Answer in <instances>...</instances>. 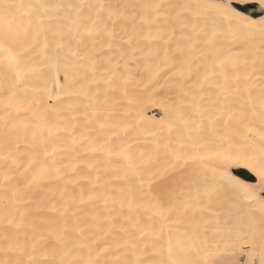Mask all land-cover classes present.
I'll list each match as a JSON object with an SVG mask.
<instances>
[{
  "label": "bare ground",
  "instance_id": "6f19581e",
  "mask_svg": "<svg viewBox=\"0 0 264 264\" xmlns=\"http://www.w3.org/2000/svg\"><path fill=\"white\" fill-rule=\"evenodd\" d=\"M72 3L88 4L99 3L104 0H0V44H2L5 33H8L15 42V50L19 54L20 62L25 67L29 87L18 93V98L12 108H6L7 97L11 95L6 91L8 83L6 75L10 72L3 65V57L0 56V154H3V137L10 136L13 141L19 138L21 151L28 147V142L33 140L32 130L25 133L22 129L13 131V125H19L22 121L32 115L38 107L36 101H42L41 108L47 106V118L50 122L64 127L71 128V124L77 125V140L79 132L84 124L83 113L85 111L84 93H95L99 87L101 95L99 99L104 100L105 85L92 83V73L90 67H73L71 62L66 61L67 50L61 53L59 59V70L55 63L45 59L43 56L44 36L37 38L35 26L29 27V17L27 8H18L19 5H29L36 3ZM120 3L137 4L158 2V0H118ZM171 3H195L196 0H164ZM205 3H215L217 0H203ZM225 5H230L232 11L238 16L247 20L256 22L257 26L251 29H245L247 36H237L235 40L231 36L218 37V46L225 49L224 56L237 57L241 73L245 70L243 60L247 58L249 64L247 71L251 73L248 81L252 86L254 96H259L262 86L259 56L261 53V40L264 34L261 33L258 25L264 20V2L262 0H223ZM255 4L261 15L255 16L252 12L239 10L235 5ZM131 12V10H129ZM207 22L200 19L197 23V36L191 31V25L185 29V34L192 36L193 40L200 42L195 45V50L186 53L190 60L188 63L180 64L177 57V63L170 68L164 67L160 61L150 55L148 42L140 41V48L143 51H137V60L132 61L130 67L132 75L127 85L119 84L117 91H109L107 94V106L115 108L118 113L131 112L139 121L136 129L129 134V140L133 143V151L136 154L144 153L145 161L144 175L150 179L153 193L174 191L180 212L174 213L172 220L177 223L171 225L176 235L188 239V242L195 243L200 249V255L210 260L217 261H236L238 264H253L254 260L262 264L264 257V204L260 201H249L243 196L238 195L230 189L227 180L238 181L243 185L259 187V177L256 171L250 166L256 164L264 151V141L258 136H250L243 139L235 134L238 125L229 121L225 126L223 120L213 122L209 119L208 113L218 114L219 104L214 102L224 100L220 96V86L224 84V79L218 73L210 75L205 81L203 74L205 72V60L201 56V50L205 49L203 44L204 31L210 33L212 30V16L216 13H208ZM222 18L217 16V23ZM139 21V15L136 17ZM123 23V22H120ZM133 21H127L128 33L124 35H133L131 26ZM227 21L223 25L227 27ZM111 26V25H109ZM118 24V30H119ZM147 34V28L144 29ZM123 35V34H122ZM180 35L177 28V36ZM91 45V41L85 38ZM49 41L51 36L49 35ZM135 46L136 41L134 39ZM75 47V46H74ZM40 53V55H37ZM83 53V49H81ZM221 56L220 59H223ZM256 59L255 71H252L251 61ZM161 71L157 75V65ZM33 65H35L33 69ZM146 66L148 70H146ZM189 67L191 76L189 77ZM28 69H33L28 71ZM226 70L230 75H235V69L231 64L226 65ZM65 71L68 72L72 84V92L77 95L65 97L57 96L56 91H52L51 99L48 98L46 91L56 88V80L63 84ZM121 68V72H123ZM219 72V70H218ZM183 73V74H181ZM99 73H97V78ZM125 91L127 94H125ZM195 95L202 109L207 111L203 117L201 126V116L197 115L195 108L191 107L193 96ZM246 96V93H245ZM202 97V98H201ZM234 96H228L225 102H231ZM243 100H241V103ZM236 105H233L235 107ZM19 109L17 113L15 109ZM30 111L25 112V109ZM180 112L184 113L187 120V127L191 129L190 137L202 148L193 149L191 145L185 144L181 149L180 144L175 141L182 139L177 127L173 123L177 121ZM19 116V120L15 117ZM75 117V120H73ZM180 128L184 127L183 121L179 122ZM256 127H259L257 124ZM171 128V132L169 129ZM47 132H45V136ZM66 133L61 131L60 136L66 137ZM189 133L185 132V136ZM160 140H171L172 148L175 151H165L161 149L159 154H155L152 149L154 142ZM69 151L65 156L77 163L75 157L77 153L70 151L72 144L70 139L64 145ZM79 152H84V148L76 146ZM179 155L181 158L177 159ZM26 161V158H25ZM96 165L97 170H93L91 175H87V165ZM249 165V166H246ZM3 162H0V172H3ZM244 174V178L238 175ZM23 171V169H21ZM15 177V172L12 173ZM99 175L100 185L96 189L98 193H107L112 186H119L122 181L116 179V174L107 172L102 165L97 164L95 159L85 155L83 164L76 173L70 171L64 177V180L50 182L42 187H33L27 189L24 187L26 181L23 178L13 179V186H19L24 191L23 201L20 203L12 202V190L5 192L3 186H0V260L5 259L3 252L4 235L7 234L15 240L17 234L21 241L24 240L25 233L36 230L37 239L42 235L47 239L48 251L56 240L62 238V244L58 248L55 256L57 264L64 261V264H83L87 259V250L83 253L74 245L79 239L77 231L83 229L86 236L91 237L95 232L94 216L107 217L109 214L116 217L115 224L118 226L123 223L124 216L128 214V202L118 192L115 196L105 195L104 198L94 201H87V194L96 183L95 177ZM30 178V177H29ZM65 181H69L65 184ZM111 182L109 184L108 182ZM75 182V183H73ZM144 189L149 185L146 183ZM81 189L84 190L85 203H81ZM14 190V189H13ZM105 199L107 204H105ZM123 202V208L121 203ZM71 206V210L64 215L65 206ZM185 205L187 206L185 208ZM75 213V216L72 213ZM21 213H24L22 218ZM150 213L141 212L140 227L144 230L145 241L154 239L155 234L160 230L159 218L149 219ZM65 222H67V231H65ZM20 225L19 233L16 226ZM105 232L109 225L103 224ZM105 232L97 233L103 237V242L99 247H105V244L111 245L105 258L116 264L117 259H132L131 256L125 257V249L117 247L123 245V233L114 230L110 235ZM139 237V233H137ZM31 247V239L29 240ZM39 258H43L44 253H37ZM13 257V253L8 254ZM244 257V263H240V258Z\"/></svg>",
  "mask_w": 264,
  "mask_h": 264
},
{
  "label": "snow or ice",
  "instance_id": "6c2138e0",
  "mask_svg": "<svg viewBox=\"0 0 264 264\" xmlns=\"http://www.w3.org/2000/svg\"><path fill=\"white\" fill-rule=\"evenodd\" d=\"M264 2V0H262ZM18 8L29 9V27L35 26V34L37 38L44 36L43 56L45 59L57 64L59 70V59L61 53L67 50L66 61L71 62L73 67L86 66L90 67L92 73V83L99 85L103 83L104 100L99 99L101 91L99 87L93 94L91 92L84 93L85 111L84 124L79 132V140H77V125L71 124V128L63 129L48 120L47 106L41 108L42 101H36L38 105L32 115L26 117L19 125H13V131L23 130L25 133L32 130L33 140L28 142V147L21 151L19 138L15 141L10 136L3 137V154H0V162H3L5 170L0 172V186H3L5 192L12 190V202L20 203L23 201L24 191L17 185L13 186L14 178L18 180L23 178L26 181L24 185L27 189L33 187H42L50 182L64 180L67 172L76 173L83 164L85 155L95 159L97 164L102 165L104 170L116 174V179L122 181L119 186H112L108 192L98 193L97 188L100 185L101 177H95L96 183L92 184L87 194V201H94L104 198L105 195L115 196L118 192L128 202V214L126 216L121 213L123 223L118 228L115 224L116 217L108 215L107 217L94 216L95 232L91 237L84 234L83 229L77 231L79 239L74 247L78 248L81 253L87 250V259L83 264H111L105 258L111 245L105 244L100 248L103 237L97 233L105 232L104 223L109 225L105 235H110L114 230L123 233V247L125 249L124 256H131L132 259L119 258L116 264H238L236 261H217L210 260L207 255L201 256L200 249L196 244L189 243L188 239L181 238L176 235L171 225L177 223L172 220L174 213H178L181 209L178 207L174 191H164L153 193L151 189L152 181L146 179L144 175L145 161L144 153H134L133 143L129 140V134L136 129L139 121L131 112L118 113L115 108L107 106V94L109 91H117L119 84L127 85L131 79L132 70L131 63L137 60L136 52L143 51L140 48V41L148 42L150 55L155 57L166 68H170L177 63V57H180L179 63H188L186 53L195 50V45L199 40H193L192 36L185 34V29L191 25V31L200 36L197 32V23L200 19L208 21V13H216L222 18L217 23V16H212V30L210 33L204 31L203 44L205 49L201 50V56L205 60V72L203 79L207 81L210 75L217 73L223 77L224 84L220 86V96L224 100H218L214 103L219 104L218 114L208 113L209 119L213 122L223 120L225 126L229 121L238 125L235 134L243 139L250 136H258L264 141V83L260 88L259 96H254L252 86L248 81L251 73L247 71L249 60L245 58L243 64L245 70L243 74L239 67L237 57L224 56L222 45L218 46V37H229L233 40L237 36H247L245 29L256 27L254 21L247 20L238 16L231 10L230 5H225L223 0H217L215 3H205L203 0H196L195 3H171L158 0V2L127 4L120 3L118 0H104L99 3H36L29 5H19ZM131 10V12L129 11ZM139 15V21L136 17ZM132 20L131 30L133 35H128L127 39L124 35L128 33L127 21ZM226 20L227 27L223 25ZM123 22V23H120ZM118 24L119 30H118ZM111 25V26H109ZM147 28V34L144 29ZM262 34H264V20L258 25ZM177 28L180 35L177 36ZM123 34V35H122ZM49 35L51 41H49ZM85 38L91 41V45L86 42ZM136 41L134 46L133 41ZM75 46V47H74ZM83 49V53H81ZM40 55V53H37ZM0 56L3 57V65L10 72L6 75L8 88L11 95L7 97L6 108H12L14 102L18 98V93L29 87L27 72L20 62L19 54L15 50V42L8 33L4 34L2 44H0ZM224 56L223 59H220ZM231 64L235 69V75L232 76L226 70V65ZM252 71H255L256 59L251 61ZM261 79L264 81V39L261 40V53L259 56ZM35 65H33L34 69ZM123 68V72H121ZM33 69H28L32 71ZM146 70L148 67L146 66ZM159 64L157 65V75L161 71ZM219 70V72H218ZM97 73L99 77L97 78ZM183 74V73H181ZM191 69L189 67V77ZM56 88L46 91L48 98L51 99L52 91L57 92V96L72 97V84L69 74L65 71L63 84L59 80L55 81ZM246 93V96H245ZM125 94L126 91H125ZM228 96H234L231 102H225ZM202 98V97H201ZM241 100L243 102L241 103ZM233 105H236L233 107ZM191 107L195 108L197 115L201 116V126L203 125V117L206 109H202L200 104L196 102L193 96ZM18 113L19 109H15ZM30 109H25V112ZM19 120V116L15 117ZM75 120V117H73ZM183 121L184 127L180 128L179 122ZM259 127H256V125ZM177 127L179 135L182 139L175 141L180 144L181 149L185 144L191 145L193 149L202 148V144H198L190 137L191 129L187 127V120L184 113L180 112L177 121L173 123ZM64 131L66 137H61L60 133ZM45 132L47 135L45 136ZM171 132V128L169 129ZM185 132L189 135L185 136ZM70 139L72 148L70 151L77 153L75 159L77 163H72L65 156V152L69 149L64 145ZM173 142L165 140L154 142L152 151L159 154L161 149L165 151L172 150ZM77 145L84 148V152H79ZM26 158V161H25ZM177 159L181 157L176 156ZM249 166V165H246ZM87 175L90 176L96 165L88 164ZM256 171L259 177V187L243 185L238 181L228 178L227 183L232 191L243 196L249 201H260L264 204V151L258 161V166L253 164L250 166ZM23 169V171H21ZM15 172L16 176H13ZM30 177V178H29ZM69 181H65L67 184ZM75 183V182H73ZM111 184V182H108ZM149 185L147 190L144 189L145 184ZM14 189V190H13ZM84 190L81 189V203H85ZM105 204L107 200L105 199ZM187 206L185 205V208ZM123 208V202L121 203ZM71 206H65L64 215L67 216ZM150 213L149 219L159 218L160 230L155 234L154 239L145 241L143 239L145 232L140 227L141 212ZM75 216V213H72ZM23 218L24 213H21ZM19 233L20 225L16 226ZM65 231H67V222H65ZM7 229L4 235L3 252L5 259L0 260V264H57L55 256L59 246L62 244V238L56 240L55 244L48 249V238L40 236L37 239L36 230L25 233L24 240L21 241L17 234L13 240L8 234ZM139 233V237L137 236ZM31 239V247L29 240ZM43 252V258H39L37 253ZM13 253V257L8 254ZM59 264H64L61 259ZM264 264V257H262Z\"/></svg>",
  "mask_w": 264,
  "mask_h": 264
},
{
  "label": "rangeland",
  "instance_id": "374dc122",
  "mask_svg": "<svg viewBox=\"0 0 264 264\" xmlns=\"http://www.w3.org/2000/svg\"><path fill=\"white\" fill-rule=\"evenodd\" d=\"M237 9L239 10H244L246 12H252L255 16H258V15H261V13L257 12L259 10L258 6L255 5V4H243V5H235ZM237 173L238 175H240V171L237 170ZM242 178H244V174L240 175ZM245 261V258L244 257H241L240 258V263H244ZM253 264H258L256 260H254V263Z\"/></svg>",
  "mask_w": 264,
  "mask_h": 264
}]
</instances>
